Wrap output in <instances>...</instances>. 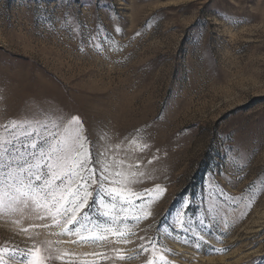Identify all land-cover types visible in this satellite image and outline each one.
<instances>
[{"label":"rangeland","instance_id":"rangeland-1","mask_svg":"<svg viewBox=\"0 0 264 264\" xmlns=\"http://www.w3.org/2000/svg\"><path fill=\"white\" fill-rule=\"evenodd\" d=\"M71 117L79 223L0 178V264H264V0H0V139Z\"/></svg>","mask_w":264,"mask_h":264},{"label":"snow or ice","instance_id":"snow-or-ice-1","mask_svg":"<svg viewBox=\"0 0 264 264\" xmlns=\"http://www.w3.org/2000/svg\"><path fill=\"white\" fill-rule=\"evenodd\" d=\"M18 127H20V122L17 121H12L10 128L5 126L6 130L10 132ZM23 135L25 136L23 143L20 142L19 136H13L6 141L0 139V178L15 181L19 177L17 192L30 199L38 209H43L46 214L52 217L54 223L59 224L60 221L56 218L61 217L67 220L66 229L67 225L78 224L76 213L87 204L91 193L86 188L88 181L93 179L91 170L87 168L90 154L85 148L87 138L83 137L79 117H71L64 125L62 133L49 132L47 137L34 138L31 143L27 142V138L31 137L32 133L28 132ZM40 141L46 142V151L40 147L38 153L27 152L29 148L37 149ZM23 153H27L31 159H23ZM13 166H15L14 175L11 171L6 172ZM83 172H88V176L82 175ZM114 182L119 183L118 181ZM156 190L159 191V186ZM144 191L150 193L152 190L145 189ZM109 197L120 199V192L118 189L112 188ZM120 235L124 236L126 233L122 232ZM83 239L97 240L103 239V237ZM200 239L203 240L202 237ZM197 246L199 247V245ZM140 247L142 251H148L143 245ZM30 264H43V262L37 259L36 253L33 252Z\"/></svg>","mask_w":264,"mask_h":264}]
</instances>
